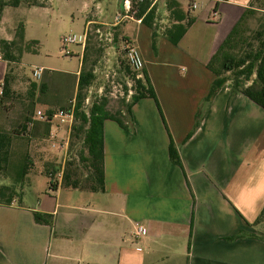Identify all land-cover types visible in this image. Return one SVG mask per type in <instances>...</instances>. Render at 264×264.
Masks as SVG:
<instances>
[{"label":"crops","instance_id":"0c3cea01","mask_svg":"<svg viewBox=\"0 0 264 264\" xmlns=\"http://www.w3.org/2000/svg\"><path fill=\"white\" fill-rule=\"evenodd\" d=\"M207 1L179 44L160 36L156 53L152 29L133 22L163 115L144 98L123 111L128 129L104 121L103 192L48 188L29 205L25 189L21 203L1 205L0 264H264V241L249 236L264 208V109L229 81L206 100L208 64L253 0ZM171 138L183 169L170 160ZM134 222L145 237L129 235Z\"/></svg>","mask_w":264,"mask_h":264},{"label":"rangeland","instance_id":"374dc122","mask_svg":"<svg viewBox=\"0 0 264 264\" xmlns=\"http://www.w3.org/2000/svg\"><path fill=\"white\" fill-rule=\"evenodd\" d=\"M37 1L40 5L44 3L47 5L45 7H7L0 21V39L13 38L16 31L22 28L25 42L21 61L19 58V62L11 66L0 56V62L2 61L0 63V86H3L4 77L9 73L11 87L16 89L15 95H18L13 98L14 100H6L4 105H0V131L7 133L21 131V127L26 122L25 119L29 118V121H34L38 110L45 113L47 109H57L71 99V97L64 98V89H58L57 85L53 86L55 81L53 78V81L48 80L50 82L49 95L41 97L37 103L27 101L28 81H36L38 84L43 81V76L40 80L33 77L32 72L35 68L77 74L81 70L84 47L88 46L87 66L88 69L92 68L96 74V81L90 88L95 100H100V88L103 87L109 92L113 85L119 84L123 85L125 90L131 89V95H133L135 93L134 73H140L133 69L130 71L126 69L124 50L126 42L130 41V36L135 33L136 24L133 23L134 21L119 24L115 22V15L122 13L125 0ZM130 1L134 6L133 0ZM169 1L171 0H158L157 2L160 11H157L159 20L155 22L162 27L171 24L168 19L169 12L165 10H168ZM193 1L198 7L190 10V15L199 18L208 11L209 2L207 0H180L179 4L187 11ZM255 7V13L242 22L241 40L235 52L238 55L257 49L259 45L257 34L261 32L264 36V0H258ZM85 31H87L85 45H71L69 50L72 55L67 56L62 49V37L71 34L76 35L82 41ZM14 54L18 57V52ZM228 77H233V73L228 74ZM73 79L66 80L67 86L73 84ZM130 101L131 98H122L116 92L115 96L107 99V110L112 114L119 111L126 113L124 104ZM74 131L73 129L68 144L62 143L59 139L49 141V133L45 140L37 139L28 145L23 143L26 142L25 136H15L11 166L19 160L23 151L29 153L32 168L36 170L29 176V186L26 187V192L29 193V205L36 204L46 197L49 188L47 174H52L51 177L58 185L62 183L69 168L72 178L80 179L79 181L86 185L84 181L89 177L88 163L80 160V151L84 149V146L81 138L73 137ZM39 133H42V130ZM12 169L13 167L9 170V178L14 176L10 173ZM9 178L7 179V176L0 173V184L2 182L0 188L11 184ZM257 226V234L264 237V223Z\"/></svg>","mask_w":264,"mask_h":264},{"label":"trees","instance_id":"16d2710c","mask_svg":"<svg viewBox=\"0 0 264 264\" xmlns=\"http://www.w3.org/2000/svg\"><path fill=\"white\" fill-rule=\"evenodd\" d=\"M228 0H216L215 9L221 2ZM258 0H253L251 8L248 9L246 14L243 15L241 20L232 29L231 33L220 46L218 51L212 57L208 68L216 75V79L213 82L210 93L206 98L207 101L213 98L217 91L222 88L226 82H230L234 91L239 92L254 103L264 109V36L261 32L258 35L259 45L254 51H246L241 55L236 54L239 41L241 40V25L246 21L250 15L256 11L255 5ZM134 6L137 5V0H133ZM154 0H142L139 3V11L136 14L137 19H142V23L152 29L153 37V49L157 52V38L162 36L167 39L173 45H178L182 38L185 36L189 28L194 24L195 19L191 17L190 12H184L180 9L179 4L175 1L168 3L169 15L168 19L170 25L162 27L156 23L157 19V7L153 4ZM47 3L40 5L37 0H0V21L2 19V13L5 8L12 7L18 8L21 6L26 7H45ZM192 3H190V10ZM89 22H91L89 20ZM88 22V23H89ZM25 42L23 29L19 28L16 31L15 37L12 40L0 39V56L4 58L7 64L11 66L21 61V57L24 51ZM18 52V57L14 54ZM89 61V48L84 47L81 70L78 75H72L63 73L60 71L44 70L43 81L38 84L36 81H28V93L27 101L31 103L39 102L40 98L49 95L50 81H53L54 85L58 86V89H64V95L71 97L76 95L78 104L76 108V126L74 127V138H81L84 149L80 151V160L88 163L89 177L81 183L80 179H74L70 175L69 168L67 169L62 183L57 185V182L51 177L52 174H47L49 180L50 192H57L59 188L66 190L76 191H88V192H103L105 190V153H104V121L114 120L122 128L128 129L129 126L126 122V115H123V111H119L115 114L110 113L107 110V99L101 97L100 100L93 99L92 104L85 107V99L89 94L90 88L96 81V74L94 70L88 69ZM21 64V63H20ZM10 68V67H9ZM126 69L131 70V67L127 64ZM233 73V77H228ZM140 74V78L137 76ZM11 75L7 73L4 77V83L2 86V93L0 95V105H4L6 100H14L15 90L11 87ZM74 76V77H72ZM73 79V84L67 86L66 80ZM57 79L59 80L57 82ZM135 93L131 96V101L124 104L126 113L130 114L134 104L144 98L153 99L158 109L162 114V110L152 85L150 77L143 68L140 73H134ZM66 84V86H65ZM93 98V95H92ZM25 100V99H22ZM68 101V100H67ZM70 101V99H69ZM69 101L57 109L65 108L69 105ZM125 102V101H124ZM57 109L49 108L46 110L45 115H49ZM88 113V114H87ZM201 119V113L197 116L196 126H198ZM25 124L20 130L14 131V133H7L0 131V173L9 178L8 173L11 167L13 169L10 173L11 176L10 185H3L0 188V206L12 205L16 200L18 203L22 202L23 194L27 186H29V176L36 172L32 168V160L30 159L28 152H23L20 155L19 160L11 166V157L13 154L15 136H25V144H32L37 139L46 138L51 128V122L49 118L44 120L29 121V118L25 119ZM42 130V133L39 131ZM86 155V156H85ZM169 156L173 164L183 169V163L179 156L177 146L171 138L169 144ZM73 164V163H69ZM34 219L38 224H44L53 226L54 216L50 214H44L40 212L34 213ZM264 223V208L261 211L254 226ZM247 234L242 232L233 239H239L246 237ZM253 238H259L264 241V237L259 235H249ZM190 243V242H189ZM189 249V248H188Z\"/></svg>","mask_w":264,"mask_h":264},{"label":"built area","instance_id":"2783aa9c","mask_svg":"<svg viewBox=\"0 0 264 264\" xmlns=\"http://www.w3.org/2000/svg\"><path fill=\"white\" fill-rule=\"evenodd\" d=\"M142 0H137V5L133 6L130 0H125L123 5V12L116 15L115 22L122 23L125 21H135L137 23H141L142 19H137L136 14L139 11V3ZM157 0H154L153 4L156 3ZM198 7L195 1L192 2L191 9H196ZM87 37V31L81 39H79L76 35H65L61 39V45L64 53L67 56H71L72 52L69 50V47L73 44H80L82 46L85 45ZM126 54V62L136 72H141L144 68V60L142 58V54L139 48L132 43L131 41H127L124 47ZM33 77L36 80H40L43 76L44 69L43 68H35L33 70ZM140 74L137 78H140ZM119 93L123 98H131L132 90H125L123 85H113L111 91L107 92V89L100 88L99 89V97H105L106 99H110L115 96V93ZM2 93V86H0V95ZM92 91L89 90V94L85 99V107L92 104ZM78 100L76 95L70 99L69 105L65 108L57 109L49 115H45L44 112L38 110L36 112V120H44L45 118H49L51 122V128L49 130V141L59 139L62 143L68 144L70 136L74 127L76 126V108H77ZM88 114V113H87ZM55 124V125H54ZM148 231L146 227L139 222H134L132 228L129 230V235L135 238H143L147 235Z\"/></svg>","mask_w":264,"mask_h":264}]
</instances>
